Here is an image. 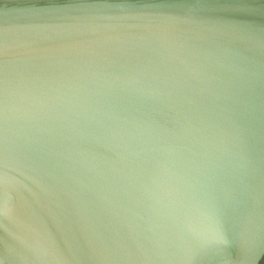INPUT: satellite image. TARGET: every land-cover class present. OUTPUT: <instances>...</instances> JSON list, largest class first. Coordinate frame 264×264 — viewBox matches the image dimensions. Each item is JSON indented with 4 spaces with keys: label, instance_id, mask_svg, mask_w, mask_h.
<instances>
[{
    "label": "water",
    "instance_id": "water-1",
    "mask_svg": "<svg viewBox=\"0 0 264 264\" xmlns=\"http://www.w3.org/2000/svg\"><path fill=\"white\" fill-rule=\"evenodd\" d=\"M264 0H0V264H258Z\"/></svg>",
    "mask_w": 264,
    "mask_h": 264
},
{
    "label": "flooded vegetation",
    "instance_id": "flooded-vegetation-1",
    "mask_svg": "<svg viewBox=\"0 0 264 264\" xmlns=\"http://www.w3.org/2000/svg\"><path fill=\"white\" fill-rule=\"evenodd\" d=\"M258 264H264V255Z\"/></svg>",
    "mask_w": 264,
    "mask_h": 264
}]
</instances>
